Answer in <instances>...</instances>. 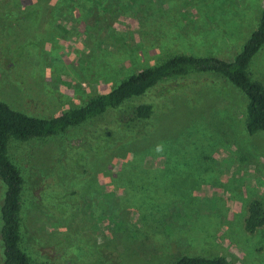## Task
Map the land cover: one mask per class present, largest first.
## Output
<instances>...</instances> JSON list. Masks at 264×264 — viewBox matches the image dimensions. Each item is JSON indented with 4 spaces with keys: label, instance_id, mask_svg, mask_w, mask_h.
I'll return each mask as SVG.
<instances>
[{
    "label": "rangeland",
    "instance_id": "374dc122",
    "mask_svg": "<svg viewBox=\"0 0 264 264\" xmlns=\"http://www.w3.org/2000/svg\"><path fill=\"white\" fill-rule=\"evenodd\" d=\"M263 10L264 0H0V102L50 118L175 55L231 61ZM246 73L264 86V44ZM246 103L223 77L192 72L128 101L152 107L143 134L106 111L9 139L19 248L36 264H264V226L243 228L247 205L264 204V132L246 133Z\"/></svg>",
    "mask_w": 264,
    "mask_h": 264
},
{
    "label": "trees",
    "instance_id": "16d2710c",
    "mask_svg": "<svg viewBox=\"0 0 264 264\" xmlns=\"http://www.w3.org/2000/svg\"><path fill=\"white\" fill-rule=\"evenodd\" d=\"M264 44V10L256 28L250 33L241 50L231 61L215 57L175 55L150 68L142 69L120 81L106 92L96 93L78 107L68 108L50 118H37L9 108L0 102V181L5 189L0 201V264H36L19 248L21 178L6 156L9 139L24 141L62 133L100 116L106 111L115 112V122L122 130L143 134L139 125L152 113L148 104L129 105L159 82L192 72L217 74L238 88L246 97L245 130L248 135L264 132V86L248 78L246 67L250 58ZM135 128V129H134ZM134 129V130H132ZM243 228L252 234L264 226V204L251 201L247 205ZM169 264H228L223 258L181 256Z\"/></svg>",
    "mask_w": 264,
    "mask_h": 264
}]
</instances>
